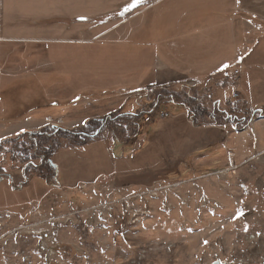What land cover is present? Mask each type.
<instances>
[{"label":"rangeland","instance_id":"1","mask_svg":"<svg viewBox=\"0 0 264 264\" xmlns=\"http://www.w3.org/2000/svg\"><path fill=\"white\" fill-rule=\"evenodd\" d=\"M157 1L0 0V77L23 65L12 117L93 102L2 142L0 264H264V102L222 72L125 89L148 61L131 18ZM57 80L69 99L39 95ZM150 104L169 116L144 121Z\"/></svg>","mask_w":264,"mask_h":264},{"label":"crops","instance_id":"2","mask_svg":"<svg viewBox=\"0 0 264 264\" xmlns=\"http://www.w3.org/2000/svg\"><path fill=\"white\" fill-rule=\"evenodd\" d=\"M136 19L138 21L130 33L135 38L134 42L145 46L148 61L145 65L137 63L136 70L142 75L135 84H131L136 88L130 86L125 89L145 92L149 87L163 83L198 82L225 69L237 68L240 72L238 82L229 79L226 82L232 86L233 92H239L249 108H261L260 103L264 102V0H158L131 18L132 21ZM103 35L96 37L103 38ZM22 66L16 62L11 72L7 70V64L2 66L5 74L0 77V105L3 104L0 107V141L24 131L39 130L50 116L53 118L45 121L44 126L58 124L71 128L86 121L77 116L80 112L89 111L77 108L90 107L93 104L90 101L70 108L57 104L52 111H37L29 117L24 116V110L13 118L11 101L23 99L24 93L18 90L15 96L11 85L22 73ZM50 84L51 89H41V97L50 94L57 100H64L72 96V92L67 91L71 88L69 84L59 80ZM141 86L143 89L139 91ZM50 111L52 115L48 113ZM256 121L251 128H256ZM208 135L204 136L205 141L213 142L206 139ZM256 138L260 141L262 136L257 134ZM21 174L25 175L23 171L10 175L11 180L14 177L15 181H20Z\"/></svg>","mask_w":264,"mask_h":264},{"label":"built area","instance_id":"3","mask_svg":"<svg viewBox=\"0 0 264 264\" xmlns=\"http://www.w3.org/2000/svg\"><path fill=\"white\" fill-rule=\"evenodd\" d=\"M239 69L237 68H231V69H225L222 72L223 78L232 80L234 83L238 82L239 78ZM234 96L237 97L238 94L235 92ZM142 114H144L143 120L146 122L152 121L154 119H163L169 116V112L165 110H161L158 108L156 104H150L142 110ZM54 127H57V124H53ZM2 178L0 177V181Z\"/></svg>","mask_w":264,"mask_h":264},{"label":"trees","instance_id":"4","mask_svg":"<svg viewBox=\"0 0 264 264\" xmlns=\"http://www.w3.org/2000/svg\"><path fill=\"white\" fill-rule=\"evenodd\" d=\"M140 1H141V0H140ZM149 88L151 89V88H153V86H152V87H149ZM186 112H187V115L191 114V112L189 111V108L187 109ZM225 115H226V117L229 116V114H228L227 112H225ZM189 117H190V115H189ZM77 135H79V133H78ZM79 137L81 138L82 135H80ZM85 139H86V138H85ZM88 140H89V138H88ZM4 141H5V140H1V141H0V147H1L2 142H4ZM53 151H54V150H53ZM53 151H52V152H53ZM50 154H51V153H50ZM50 154H49V155H45V157H46V158H45V159H46V162L49 161V156H50ZM28 159H29V158H28V155L26 154V156L23 158V162H24V161H28Z\"/></svg>","mask_w":264,"mask_h":264},{"label":"water","instance_id":"5","mask_svg":"<svg viewBox=\"0 0 264 264\" xmlns=\"http://www.w3.org/2000/svg\"><path fill=\"white\" fill-rule=\"evenodd\" d=\"M49 162L51 163V161L49 160ZM51 165L55 168V176L57 175V166L56 165H53L51 163ZM214 264H219V262H215Z\"/></svg>","mask_w":264,"mask_h":264},{"label":"snow or ice","instance_id":"6","mask_svg":"<svg viewBox=\"0 0 264 264\" xmlns=\"http://www.w3.org/2000/svg\"><path fill=\"white\" fill-rule=\"evenodd\" d=\"M136 2H137V3H139V2H140V0H136ZM133 6H134V5H133ZM225 67H227V65H225ZM221 70H223V69H221Z\"/></svg>","mask_w":264,"mask_h":264},{"label":"bare ground","instance_id":"7","mask_svg":"<svg viewBox=\"0 0 264 264\" xmlns=\"http://www.w3.org/2000/svg\"><path fill=\"white\" fill-rule=\"evenodd\" d=\"M38 213V212H37Z\"/></svg>","mask_w":264,"mask_h":264}]
</instances>
